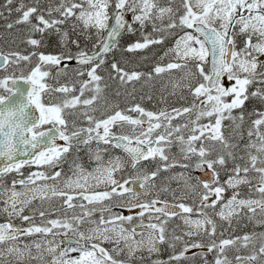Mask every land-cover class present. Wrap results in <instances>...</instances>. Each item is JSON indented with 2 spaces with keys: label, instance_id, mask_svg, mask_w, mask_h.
Here are the masks:
<instances>
[{
  "label": "snow or ice",
  "instance_id": "6c2138e0",
  "mask_svg": "<svg viewBox=\"0 0 264 264\" xmlns=\"http://www.w3.org/2000/svg\"><path fill=\"white\" fill-rule=\"evenodd\" d=\"M13 3L0 7L11 13ZM14 11L7 29L23 25L27 35L25 51H0V264H130L137 253L167 250V261L152 264H182L193 249L214 253L210 262L193 252L203 264H233L227 250L237 245L251 254L236 255L235 264H264V232L217 239L214 219L264 227V110L247 112L242 155L222 131L224 120L241 128L246 102L264 105V0H21ZM137 31L141 39L121 45ZM52 36L58 50L40 51ZM168 38L174 43L160 60L169 62L148 72L128 67L133 61L123 53ZM165 73L179 107L121 108L105 95L114 81L135 100L136 82ZM81 146L95 166L85 169L77 157L65 172ZM110 149L124 155L105 159ZM33 167L25 176L22 169ZM177 167L184 171L172 173ZM12 173L20 179L5 185Z\"/></svg>",
  "mask_w": 264,
  "mask_h": 264
},
{
  "label": "rangeland",
  "instance_id": "374dc122",
  "mask_svg": "<svg viewBox=\"0 0 264 264\" xmlns=\"http://www.w3.org/2000/svg\"><path fill=\"white\" fill-rule=\"evenodd\" d=\"M20 2H21V0H20ZM22 2L25 3L26 5H31L32 3H34V0H22ZM49 2H51V0ZM58 2H59V0L57 2H55V3L52 1L51 4L53 6H55V4H57ZM41 3L43 5L45 4V2L43 0H41ZM18 27H19V30L18 31H16V30H9V29H7V27L6 28H3L4 29L3 32L0 31V44L7 51H11L12 48H13V46L16 43H17L18 47L20 48V50H16V51H22V52L25 51L26 46L23 43H21V40H19V39L21 38V36L26 31H22V29H24V26H18ZM18 35H19V38L16 40V38L18 37ZM173 43H174V41H171L168 44V46L166 47V49L157 56V58L155 59V61L157 63H161L160 57L163 56V54L167 50V48L171 47ZM135 55H136V53H135ZM129 59L133 61V63H132L133 65H136V63L134 61V54L130 55L129 56ZM170 59H171V57H165L163 59V61H164L163 64H166L167 62H169ZM25 68L26 67L17 69L16 70V73H19L21 70H23ZM1 74H3V73H1ZM180 74L181 73H179L178 71H174L172 73V76L178 77ZM169 80H170L169 74L165 73L161 77L154 78L152 81H150V82L147 83V84L150 85V89L149 90L151 91L152 96L154 98H156V100H151V102H150L151 105L154 106V107H152V109H153L152 111H158V110H160L162 108H169V109H171V107H173V106L179 107V106H181V104L184 103L183 101H179L177 99V97L169 95V92L171 91V87L169 85ZM141 81L145 83L144 79H142ZM165 85H169L167 90H165V88H164ZM135 87H136V83H135ZM177 95H179V93ZM161 96L166 97V102H163V103L161 102ZM186 119H187V117L177 118V120L174 121V123H183ZM248 129L249 128L244 129L243 131H241L243 133V138H246V140H240L239 141L236 138L239 137V133H241V132L235 131L232 128L226 127L225 125L222 127V131L225 133V136H228L231 139L234 138V139L231 140L230 143L239 145V147H237L236 149H234V151H236L238 154H241V155L243 154V151H242L243 145L248 142V136H247ZM262 131H264V128H263ZM172 152L173 153H177L178 152V148L174 147L172 149ZM85 169L91 170L90 168H85ZM182 171H184V170L181 169V168H179V167L171 170L172 173H180ZM194 172L196 173V171H194ZM169 174L170 173H162L161 176L162 177H166ZM172 187H174V188L176 187V183L175 182H173ZM243 192L244 193H247V189L244 188L243 189ZM38 203L39 202L37 201L36 204L38 205ZM55 204H56V202H52V206L55 205ZM39 207H40V204H39ZM49 207H50V205L48 203H45L43 205V208H45V209H48ZM214 219H216L218 227H220L221 224L228 223L227 221L220 220L219 217H214ZM176 223H179V221L178 220L171 221L170 222V225H169V228L171 229V227H173ZM231 226L233 228H236L238 226L239 229H242V231L241 230H237V229H233L234 231L231 232V234L233 235V238L235 236H242V235L245 234V233H243V230L245 228H247L245 225L239 224L237 222L232 221ZM252 232H256V233L257 232H264V227L256 226L254 223H252L251 230L249 232H246V233H252ZM40 239H42V238L39 235L33 236V237H26L24 240H20V243L21 244H24V243H29L30 244L33 240H40ZM237 246H234L233 247L234 251H236V247ZM105 247H109V246L108 245H105ZM164 247L166 248L167 246L164 245ZM144 254L147 255L148 253L146 251L143 252V253H137V256L139 258L138 261H137V263H134V262H131V263L132 264H140V262H142V260H140L141 259L140 257L141 256L144 257ZM169 254H170V250H167L166 259H168ZM236 255H241V253H235V256ZM232 261H233V264H235V259H233ZM32 264H36V262H32Z\"/></svg>",
  "mask_w": 264,
  "mask_h": 264
},
{
  "label": "flooded vegetation",
  "instance_id": "af4514ba",
  "mask_svg": "<svg viewBox=\"0 0 264 264\" xmlns=\"http://www.w3.org/2000/svg\"><path fill=\"white\" fill-rule=\"evenodd\" d=\"M4 217L2 215H0V219H3Z\"/></svg>",
  "mask_w": 264,
  "mask_h": 264
},
{
  "label": "water",
  "instance_id": "95a60500",
  "mask_svg": "<svg viewBox=\"0 0 264 264\" xmlns=\"http://www.w3.org/2000/svg\"><path fill=\"white\" fill-rule=\"evenodd\" d=\"M201 176H203V173H200Z\"/></svg>",
  "mask_w": 264,
  "mask_h": 264
}]
</instances>
